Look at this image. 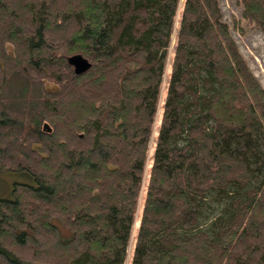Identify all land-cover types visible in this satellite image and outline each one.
I'll list each match as a JSON object with an SVG mask.
<instances>
[{
  "label": "trees",
  "instance_id": "16d2710c",
  "mask_svg": "<svg viewBox=\"0 0 264 264\" xmlns=\"http://www.w3.org/2000/svg\"><path fill=\"white\" fill-rule=\"evenodd\" d=\"M132 239L131 264H264V87L219 0H0V264Z\"/></svg>",
  "mask_w": 264,
  "mask_h": 264
},
{
  "label": "rangeland",
  "instance_id": "374dc122",
  "mask_svg": "<svg viewBox=\"0 0 264 264\" xmlns=\"http://www.w3.org/2000/svg\"><path fill=\"white\" fill-rule=\"evenodd\" d=\"M183 1L184 0H181V4L183 3ZM219 3L223 13V19L228 23L230 27V31L233 37L235 38L241 53L247 60V63L249 64L255 76L258 78V80L264 87V31L257 24L253 22H249L248 20L242 17L243 8L236 0H219ZM181 8L179 9V14L177 16L176 30L174 31V34L172 36V45L170 49L171 51L170 54H172V51L174 50L175 43L177 40L176 34L179 28V19H180L179 16L181 14V10H182ZM165 81H166V77H165ZM48 85L52 87L51 85L54 84L51 83ZM164 99H165V92L162 94L160 98L161 101H160V108L158 111L157 123L155 126V133L151 139V150L148 160V162L150 163L149 166L152 163V156L156 141V135L160 125V118L162 112L161 107L163 106ZM149 166L147 172L149 171ZM147 172L145 175L146 177L144 178V189L142 191L141 198H143L146 190ZM5 178L8 179L10 182L12 181L10 175L9 176L7 175ZM140 215L141 212L139 211L137 216L136 226L134 228V234H136L139 226ZM62 230L64 231V233H67L64 228H62ZM134 242H135L134 239L130 241V244L128 246V256L124 264H131V260H132L131 258L134 250Z\"/></svg>",
  "mask_w": 264,
  "mask_h": 264
},
{
  "label": "water",
  "instance_id": "95a60500",
  "mask_svg": "<svg viewBox=\"0 0 264 264\" xmlns=\"http://www.w3.org/2000/svg\"><path fill=\"white\" fill-rule=\"evenodd\" d=\"M75 70L77 73H81L88 67V62L85 59H74Z\"/></svg>",
  "mask_w": 264,
  "mask_h": 264
}]
</instances>
